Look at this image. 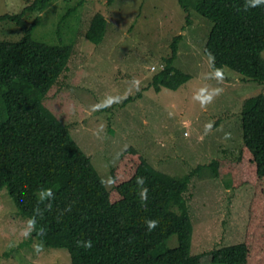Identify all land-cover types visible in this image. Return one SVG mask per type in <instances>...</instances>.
Returning a JSON list of instances; mask_svg holds the SVG:
<instances>
[{
  "label": "trees",
  "instance_id": "obj_1",
  "mask_svg": "<svg viewBox=\"0 0 264 264\" xmlns=\"http://www.w3.org/2000/svg\"><path fill=\"white\" fill-rule=\"evenodd\" d=\"M50 1L31 0L18 13L0 15V21L11 20L24 29L17 41L0 39V87L7 109L0 120V191L7 187L20 213L33 223L30 237L66 248L71 264H264V90L243 102V143L237 157L214 158L178 176L157 169L129 145L111 170L113 187L107 188L67 123L43 102L67 70L73 51L69 44L33 37L40 15L26 23L27 13L42 12ZM179 2L186 12L193 6L213 21L204 51L216 72L228 67L247 81L264 84V5L249 7L248 0ZM107 25L106 16L95 13L87 38L102 42ZM182 38L173 37L165 66L150 87L174 90L191 78L175 65ZM204 168L227 188L251 183L254 193L242 242L192 254L186 192ZM139 177L145 180L146 203L138 194ZM146 220H157L158 226L149 231ZM173 234L178 246L156 251ZM85 241L92 247L85 248Z\"/></svg>",
  "mask_w": 264,
  "mask_h": 264
},
{
  "label": "rangeland",
  "instance_id": "obj_2",
  "mask_svg": "<svg viewBox=\"0 0 264 264\" xmlns=\"http://www.w3.org/2000/svg\"><path fill=\"white\" fill-rule=\"evenodd\" d=\"M30 1L0 0V15L18 13ZM97 12L108 19L100 43L86 36ZM38 15L40 20L32 32L36 40L73 47L67 70L43 102L67 123L107 188L113 187L111 170L129 145L144 153L157 169L178 176L214 158L238 156L243 143V102L264 90V84L234 81L242 76L228 67L222 75L215 73L204 51L213 21L193 6L186 12L179 0H51L42 12L25 15L27 25ZM178 34L184 35L179 63L192 78L178 89L164 87L157 92L149 88V81L165 66L169 44ZM23 35L24 29L16 22L0 21V39L17 41ZM2 89L0 120L7 117ZM109 94L132 96L124 105V118L117 122L116 114L110 116L115 110ZM198 114V121L183 124L184 118ZM218 120L221 123L215 128ZM209 174L204 168L200 176L195 175L186 192L193 222L192 254L245 238L254 185L227 188L223 179ZM32 229L33 223L20 213L4 187L0 191V264H71L66 248L31 238ZM178 244V235L173 234L156 251Z\"/></svg>",
  "mask_w": 264,
  "mask_h": 264
},
{
  "label": "crops",
  "instance_id": "obj_3",
  "mask_svg": "<svg viewBox=\"0 0 264 264\" xmlns=\"http://www.w3.org/2000/svg\"><path fill=\"white\" fill-rule=\"evenodd\" d=\"M189 24H191V22L189 23ZM188 35V34H187ZM186 35V36H187ZM183 38H184V35H183ZM183 38H182V40H183ZM185 39H186V37H185ZM184 39V40H185ZM181 40V41H182ZM179 48H180V46H179ZM179 57H180V54L178 53V56H177V59H176V61H175V64H176V66L177 67H179V68H181L182 70H183V66H181L180 65V63H179ZM224 70H225V68H224ZM222 71L221 73L220 72H216L215 71V73L219 76L220 74L222 75V74H224L225 73V71ZM185 72H187V71H185ZM189 73V72H188ZM190 74V73H189ZM191 75V74H190ZM192 78V77H191ZM190 78V79H191ZM123 79V78H122ZM227 80H228V77L226 78ZM240 79H242V81H245V82H248L246 79H243L242 77H240V78H236L234 81H240ZM115 81L116 82H118L119 83V77H115ZM227 84L230 82L229 80L228 81H225ZM149 83H150V81H149ZM149 88H152V87H150L149 86ZM154 89V88H153ZM99 90H100V88H99ZM163 89L161 88L160 90H156L157 92H161ZM110 99L109 100H111V102H112V104H110V106H111V108L112 109H114L115 110V112L114 113H110V116H112V117H115V114L117 115V118H115V121L117 122L118 121V119L120 120V119H122V118H124V111H125V108H126V106H124V105H126V104H128L129 103V101L132 99V96H128V97H126V98H120L119 97V95L118 96H114V97H112V95L111 94H109V95H107ZM138 96H139V94H138ZM109 100L107 101L108 102V104H109ZM175 105V101H173V104H172V106H174ZM110 106H108L107 105V107H110ZM183 112V111H182ZM86 113V112H85ZM86 114H88V113H86ZM199 114H200V110H199ZM197 115L196 117H192V119H189L188 120V118H184L186 121H184V125H189L190 123L189 122H196V121H198V118H199V116L200 115ZM104 118V117H103ZM106 119V118H105ZM108 119V118H107ZM119 123H121L120 121H119ZM220 123H221V121L220 120H218L217 122H216V124H214V127L216 128L217 126H219L220 125ZM141 125H142V127H143V129H145L144 128V123L142 122L141 123ZM189 210H190V205H189ZM190 216H191V214H190ZM193 223V222H192Z\"/></svg>",
  "mask_w": 264,
  "mask_h": 264
},
{
  "label": "clouds",
  "instance_id": "obj_4",
  "mask_svg": "<svg viewBox=\"0 0 264 264\" xmlns=\"http://www.w3.org/2000/svg\"><path fill=\"white\" fill-rule=\"evenodd\" d=\"M260 5H264V0H248V6L249 7H258ZM163 67H164V65H163ZM144 183H145V180L143 177H139L137 179V185L140 187V191L138 194L140 195L142 203H146V201H147V188L143 187ZM145 223H146L149 231L155 229L158 226L157 220H146ZM83 246L85 248H91L92 242L91 241H85Z\"/></svg>",
  "mask_w": 264,
  "mask_h": 264
},
{
  "label": "built area",
  "instance_id": "obj_5",
  "mask_svg": "<svg viewBox=\"0 0 264 264\" xmlns=\"http://www.w3.org/2000/svg\"><path fill=\"white\" fill-rule=\"evenodd\" d=\"M162 67H163V65H162ZM153 68H155V65H153Z\"/></svg>",
  "mask_w": 264,
  "mask_h": 264
}]
</instances>
